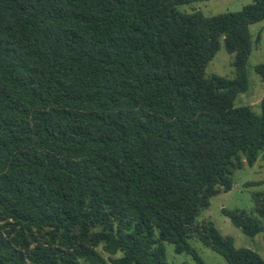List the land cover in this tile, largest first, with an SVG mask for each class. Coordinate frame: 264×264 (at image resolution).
Instances as JSON below:
<instances>
[{"label": "trees", "instance_id": "trees-1", "mask_svg": "<svg viewBox=\"0 0 264 264\" xmlns=\"http://www.w3.org/2000/svg\"><path fill=\"white\" fill-rule=\"evenodd\" d=\"M191 2L0 0V264H170L166 243L206 264L192 237L264 264L198 222L264 151V98L261 114L234 104L264 0L214 16ZM221 39L235 78L206 75ZM253 200L222 209L250 237Z\"/></svg>", "mask_w": 264, "mask_h": 264}, {"label": "rangeland", "instance_id": "rangeland-1", "mask_svg": "<svg viewBox=\"0 0 264 264\" xmlns=\"http://www.w3.org/2000/svg\"><path fill=\"white\" fill-rule=\"evenodd\" d=\"M254 0H192L189 4L180 6L182 12L191 13L201 11L206 16H214L226 12H237L244 6L252 4ZM252 40V53L247 64L249 89L238 94L235 106H249L257 114H261V100L264 98V80L257 72L256 67L264 64V20L250 26ZM260 37V38H259ZM234 55L226 51L223 39L220 40V49L214 59L206 67V75L213 74L235 78L233 66ZM248 182L254 183L247 186ZM264 192V151L253 167H245L235 172L233 187L229 192L220 193L210 200V206L198 215V222L210 221L225 236L234 240L236 248H248L264 258V232L250 237L237 228L229 217L224 215L222 209L254 211L253 194ZM191 245L198 251L206 264H227L225 258L212 248L205 245L200 239H189ZM166 260L170 264H196L193 257L188 254H178L172 243H166ZM105 257L106 253L102 251Z\"/></svg>", "mask_w": 264, "mask_h": 264}]
</instances>
